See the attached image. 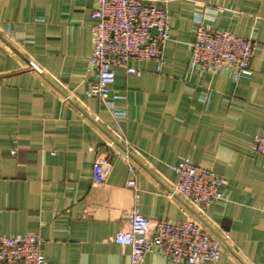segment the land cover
Returning a JSON list of instances; mask_svg holds the SVG:
<instances>
[{
  "label": "crops",
  "instance_id": "crops-1",
  "mask_svg": "<svg viewBox=\"0 0 264 264\" xmlns=\"http://www.w3.org/2000/svg\"><path fill=\"white\" fill-rule=\"evenodd\" d=\"M166 7L171 39L161 69H116L114 118L88 95L90 13L97 0H0V236L38 234L48 264H131L113 241L133 207L199 220L222 256L203 264H264V0H149ZM198 14L256 42L250 76L190 67ZM34 62L41 72L32 68ZM109 160L94 184V161ZM185 157L227 179L208 208L174 191ZM135 168L137 192L127 186ZM141 264H183L159 252Z\"/></svg>",
  "mask_w": 264,
  "mask_h": 264
},
{
  "label": "built area",
  "instance_id": "built-area-1",
  "mask_svg": "<svg viewBox=\"0 0 264 264\" xmlns=\"http://www.w3.org/2000/svg\"><path fill=\"white\" fill-rule=\"evenodd\" d=\"M95 21L93 49L89 57V69L94 77L87 93L100 99L119 119L126 114L115 108L112 95L116 81V69L125 68L128 73L139 75L132 66L134 61H153L158 68L164 64V46L171 39V25L166 7L149 0H97L90 13ZM196 38L192 43L190 67L216 74L234 69L235 78L253 73L251 61L256 42L228 29H216L207 24L204 14L196 18ZM156 28L157 33L153 34ZM32 68L41 69L30 62ZM253 149L264 155V133L254 137ZM109 160L97 153L94 161V184L106 180ZM132 177L127 186L136 193L135 168L129 165ZM178 179L174 186L192 204L208 208L223 198L222 187L227 179L214 171L197 165L185 157L173 165ZM128 227L118 232L113 241L130 249L131 264H141L145 255L159 252L163 257L183 264H203L218 261L222 246L210 231L194 218L181 221L159 219L154 224L133 207L128 212ZM38 234L0 236V264H48Z\"/></svg>",
  "mask_w": 264,
  "mask_h": 264
},
{
  "label": "water",
  "instance_id": "water-1",
  "mask_svg": "<svg viewBox=\"0 0 264 264\" xmlns=\"http://www.w3.org/2000/svg\"><path fill=\"white\" fill-rule=\"evenodd\" d=\"M157 33V30L156 28L153 29V34H156Z\"/></svg>",
  "mask_w": 264,
  "mask_h": 264
}]
</instances>
